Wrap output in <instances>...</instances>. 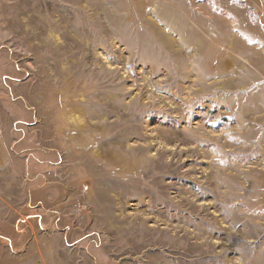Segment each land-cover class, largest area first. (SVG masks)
<instances>
[{
	"label": "rangeland",
	"instance_id": "rangeland-1",
	"mask_svg": "<svg viewBox=\"0 0 264 264\" xmlns=\"http://www.w3.org/2000/svg\"><path fill=\"white\" fill-rule=\"evenodd\" d=\"M263 42L264 0H0V264H264Z\"/></svg>",
	"mask_w": 264,
	"mask_h": 264
},
{
	"label": "crops",
	"instance_id": "crops-1",
	"mask_svg": "<svg viewBox=\"0 0 264 264\" xmlns=\"http://www.w3.org/2000/svg\"><path fill=\"white\" fill-rule=\"evenodd\" d=\"M261 45V47L263 48L264 47V42L262 43V44H260ZM37 216V215H36ZM40 219H41V222H42V216L40 217ZM48 226V225H47ZM44 227V226H43ZM48 227H46L45 229H47ZM45 231H47V230H45ZM46 234H48V233H46ZM44 235H45V233H44ZM46 239L48 238V235H46V237H45ZM45 239V241H46V244L48 245V240H46ZM31 242H33V243H35V242H37V239H36V237H34V236H32V238H31ZM34 262H36V263H39V261L37 260V259H35L34 261H33V263Z\"/></svg>",
	"mask_w": 264,
	"mask_h": 264
}]
</instances>
